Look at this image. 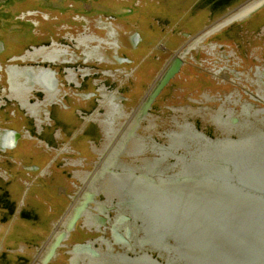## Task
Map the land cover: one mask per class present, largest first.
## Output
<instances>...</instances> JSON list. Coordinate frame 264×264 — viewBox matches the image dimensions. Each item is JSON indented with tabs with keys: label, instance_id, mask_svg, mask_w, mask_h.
<instances>
[{
	"label": "rangeland",
	"instance_id": "374dc122",
	"mask_svg": "<svg viewBox=\"0 0 264 264\" xmlns=\"http://www.w3.org/2000/svg\"><path fill=\"white\" fill-rule=\"evenodd\" d=\"M206 1L201 0V3ZM248 1L215 0L212 3L213 7H210V13L217 12L218 17L221 18L227 13L235 12ZM126 3H115L113 0H0V66L12 65L14 67L11 68L10 74L12 76L16 74L22 76H17V80L18 78L21 80H18L19 84H13L15 89L12 88L11 90L8 85V72L6 69L1 70L0 68V77L4 87L2 89H6L8 94L13 96L8 98V94L5 93L1 97L2 110H12L8 113L2 111L0 113L1 119L10 121L20 118V122L25 119L28 122L30 131H28V126L23 127L25 135L33 136L38 142L42 137L38 129H44L50 123V121L48 123L47 116L51 107L65 110L68 107L73 109L75 105H82L77 114L81 112L82 120L86 121L81 125H85L87 128L85 126L82 128L85 130L81 136L88 137V142L94 143L97 147V150H95L97 157L93 153L88 158L92 160L93 168L89 164L83 168L87 170H83L82 167H80L81 170H78L80 177L84 179L83 184L81 183L76 187L75 198L73 197L74 199L70 201L65 215L56 223L54 229L58 224L60 226L55 230V236L57 237L62 232H66L61 244L72 242H67L68 238L65 240L68 233L65 226L68 224L73 209L79 203L77 202L74 208L70 210L75 199L79 196L80 187L81 193L85 194L84 199L86 193H94L93 191H95V200L99 204L107 201L109 203L106 206L113 208L106 212L108 222L105 226L99 221L86 219L85 216L80 217L75 222L74 229L79 227V229L85 231L86 236L88 235V238L82 242L88 243H83V246L69 247L68 251H66L67 247L65 246L58 248L59 253L66 251L63 255L66 256L65 259L67 258L68 264L112 263L118 242L114 241V237L115 239L119 238L122 225L115 230V234L110 227L114 226L113 223L117 215H125L133 195L130 190L137 188L142 176L145 174V171L141 170L140 172L137 170L135 172L134 170L132 172L136 173L138 177L133 179L128 175H132L131 172H128L130 168L135 169V167H138L142 169V165L146 161L151 160L150 162H154L157 157L162 158L175 149L202 140L201 137L205 139L237 133H264V112L258 111L264 110V102L250 99V96L253 95V88H257L255 85L250 84L254 66H258L261 71H264V4L260 7L261 9L256 10L257 12L254 11L250 15L251 17L249 16L250 18L241 19L224 27L221 31V38L218 34L211 35L204 39L202 43L195 45L184 53V57L190 61L193 56H197L202 62V58L208 57L206 47L214 44L216 49L220 50V53L229 55V61L235 63V68L233 65L231 67L221 65V72L226 66L227 74H232L234 78L238 76L240 84L234 85L235 90L231 89L230 92H227L229 88H223L221 85L217 87L210 85L208 87L192 80H184L182 73L184 70H182L176 73L158 93L147 108V113L142 116L140 123H138V118H135L133 110L141 103L146 94L153 91L152 86L155 87L153 80L148 85L141 86L134 80L138 72L131 68L132 65L126 66L128 65L126 64L123 66L122 63H119L122 61H115V64L119 63L120 67L108 63L106 59L111 57L108 48L104 47L105 51L102 49L104 52L102 54H105L104 60H101L100 52L99 54L94 52L85 53L83 51L84 43L80 44L82 39L84 41V37L80 34L83 35L85 30L88 29L89 31L90 29L81 19L84 16L91 21L95 18L90 17L95 16L123 17V19H131L138 27L145 24L151 30L158 28L174 33L184 28L187 33H191L194 28L200 26V22L205 17H201V21L197 24V18L191 19V10L186 14L183 11H177L175 5L182 4V0H138V5L135 2L132 3L134 6ZM165 5H170V7L165 9ZM129 7L131 8L130 11H128ZM155 21H160V25ZM89 26L90 31H94L96 35H103L104 32L95 29L97 25H94V22H91ZM90 34L87 37H90ZM188 39L190 37L184 38V41L188 42ZM220 39L223 40L221 48L218 47ZM154 43V40L149 41L146 46L151 47ZM111 44H114V42ZM86 45V49H96V47H93L95 42H87ZM2 46H4V52H2ZM64 46L70 48L67 50V54L56 56V54L49 53L53 60L46 58L45 53H43L47 49L53 50L58 47L64 49ZM210 48L214 47L210 46ZM71 51L72 54H70ZM17 53H20V55ZM12 54H17L18 57H10ZM152 60L154 58L145 63L149 64ZM167 63V61L165 64L158 62L157 65L160 67V71L156 73V78L162 73ZM200 67L205 69L202 65ZM42 70L54 72L57 79L54 88L57 91L53 92L55 99L50 103L48 101L53 96L49 97L51 94L35 82V80L40 79L38 75ZM20 71H24V73L22 74ZM227 74L224 75L228 77ZM218 78H223V76L218 75ZM235 83L237 84V81ZM217 91L221 92V96L236 92L240 101L236 105L225 103V107L230 110L225 112V109H223V112H221L222 97H217L219 96ZM104 94L106 100L113 99L120 104L118 110L113 105L104 103ZM205 100H208L209 103ZM248 103L250 104L249 109L246 107ZM19 107H23L25 110H16ZM13 108H15V111ZM26 111L30 114L33 111L32 115H36L38 119L41 116L39 114L43 115V112H45L43 121L37 122L38 125L35 126L36 123L28 118ZM13 114L15 115L12 116ZM69 114L70 119H67V114H61L58 120L60 122L72 121L73 112ZM233 117L238 118L239 124L232 123ZM129 119L131 120L130 123ZM134 122L136 123V134L132 136L128 133ZM89 128L91 129L89 130ZM5 130L0 129V159L8 157V151L11 150V148L3 149L1 135L5 133ZM77 130L79 133V129ZM87 130L90 132L85 133ZM54 132L56 134L59 132L57 126H55ZM18 134L20 135V133ZM76 137L78 138L79 134ZM82 140V137L78 138L77 143H81ZM15 141L19 145L23 140L18 141L17 138ZM57 141L60 142L61 140ZM152 141L159 147L158 149L152 147L154 146ZM141 143L145 145L143 148L140 147ZM65 144L60 145L61 154H67ZM106 151H108L107 154ZM15 152L14 156L21 155L17 151ZM27 155V153L24 154V157ZM104 155L105 158L102 159ZM113 156L114 159L109 161ZM36 162H38L37 159ZM102 166L105 169L100 173L101 177L92 174L96 167L97 170H101L100 167ZM76 173L72 169L71 174L74 177ZM93 176H95V180H92ZM5 179L6 175L0 168V224L10 219L14 207V204L11 203L13 198L8 197ZM76 182L79 181L76 179ZM83 186L85 188H82ZM105 197H107L106 200ZM79 201L82 202L83 198ZM116 206L118 208H114ZM99 215L104 217V212H101V214L93 212V216ZM86 220H88V226L85 224ZM52 241L54 243V239H51L50 243ZM47 246L49 245L47 244ZM9 257L11 256H5L0 252V264H29L31 260L26 261L23 257ZM16 259L18 260L16 261Z\"/></svg>",
	"mask_w": 264,
	"mask_h": 264
},
{
	"label": "water",
	"instance_id": "95a60500",
	"mask_svg": "<svg viewBox=\"0 0 264 264\" xmlns=\"http://www.w3.org/2000/svg\"><path fill=\"white\" fill-rule=\"evenodd\" d=\"M263 4L242 17L238 11L224 16L190 37L177 52L189 51ZM177 52L155 79L153 91L145 95L148 107L179 72L183 61ZM112 56L117 62L128 61ZM19 136L7 131L2 138L8 137L10 148ZM177 157H184L183 161L192 157L191 174L185 170L181 177L168 176L173 179L159 183L154 182L155 176H142L125 213L129 225L121 227L111 264H264V133L208 137L171 151L154 167L166 172L180 170L181 166L175 167L181 163ZM148 189L155 191L144 194ZM85 197L71 213L68 233L94 202L92 194ZM61 242L50 243L40 264L54 256Z\"/></svg>",
	"mask_w": 264,
	"mask_h": 264
},
{
	"label": "crops",
	"instance_id": "0c3cea01",
	"mask_svg": "<svg viewBox=\"0 0 264 264\" xmlns=\"http://www.w3.org/2000/svg\"><path fill=\"white\" fill-rule=\"evenodd\" d=\"M113 1L115 3L124 2V4L127 2L126 4L131 5H133L132 3L135 2L138 5V0ZM214 1L215 0H207L205 3H201V0H182V4L175 5L177 11H183L185 14L191 10V19L197 18V24L199 21H201V17H205V19L200 22V26L198 28H194L191 33H187L184 28L179 29L176 33H174L158 28L151 30L145 24L141 27H138L134 22H132L131 19H123V17L113 16L106 18L95 16L90 17L92 19L95 18L93 21H91L88 20V17L84 16L81 20L84 22V24H87L86 26L90 30L91 28L89 25L91 22H94V25H97L95 26V29L104 33H102V36H98L94 31H88V29L85 28L87 30L84 29L85 32L83 35L80 34V36L85 37V35L88 36L89 33H91L90 37H95L105 43L102 44L100 42L99 44H95V46H97L95 52L104 53V49L108 48L110 50V54L128 59L127 62L122 61L119 63H122L123 66L126 64H128L126 66L132 65L131 68H134L135 71L138 72L134 80L141 84V86H146L151 80H153V82L155 81L156 73L160 71V67L157 65L158 62L165 64L166 61H169L174 53L182 50L184 45L187 44V42L184 41V38L194 37L224 18V16L219 18L217 12L213 14L210 13V7H213L212 3ZM169 7L170 5L164 6L165 9ZM130 10L131 8L128 11ZM253 13L254 12H252L250 15ZM226 15H228V13ZM155 22H158L160 25V21ZM109 29L111 30V35H109ZM222 30L223 29L219 30L213 35L218 34V36L221 38ZM81 31H83V29H81ZM184 34L186 35L183 36ZM112 36L115 39L113 41L111 39ZM152 40L155 41L153 44L154 46L152 45L151 47H147L146 43H149V41ZM189 40L190 39H188V41ZM222 41L223 40L220 39L218 45L220 48L221 44H223ZM113 42L115 45H117V48L115 49L113 48V45H111ZM210 46H213L214 48H210ZM204 47H206V45H204ZM206 48L208 57H204L205 59L202 58V62L197 56H193L192 59L190 58L191 61L185 57L186 59L183 60V64L179 69V72L184 70V72H182L185 78L184 80H192L193 82L200 83L202 86L208 87H210V85H213L214 87L221 85L223 88H229L227 92H230L231 89L235 90L236 88H234V85L237 81L236 77L234 79L232 74H227L225 68L226 66H224V70L221 72V65H229L230 67L233 65L235 68V63L229 61V55L220 53V50H217L214 44L209 45ZM1 49H3L2 52L5 51L4 46H2ZM20 53L17 54L20 55ZM17 54H12L10 57H18ZM112 55L110 58L106 59L111 65L115 64V59ZM153 58L154 60H152V62L149 64L145 63L146 61H149ZM104 59L105 57H101V60ZM119 63H116L114 66L120 67ZM200 65L205 67V69H202ZM12 67L14 66H0L1 70L6 69L8 72V85L10 86L11 90L12 88L15 89L13 84H19L18 80H21L19 78L17 80V76L22 77L19 74L12 76L10 74ZM20 72L22 74L24 73V71ZM225 73L228 77L224 75ZM218 75L223 76V78H218ZM2 88L4 87L2 85V78L0 77V99L5 93L8 94L7 90H3ZM218 95L219 96L217 97H221V92H218ZM11 96L12 95L10 94L7 95L8 98ZM235 97H237L236 92L234 94L231 93V96L227 98L234 99ZM205 101L209 103L208 100ZM80 106L82 105H75L73 109L68 107L65 110L58 107H51L50 111H48L49 115L47 116L48 123L49 121L50 123L46 125L44 129H38V132H41L42 134L41 140L38 142L33 136L25 135L26 133L23 127L28 126L27 128L29 131V125L25 119H22L21 122L19 121L20 118L8 121L7 119H1L2 116H0V125H2L0 129H6L5 133L7 131L18 132L20 133L18 141L23 140L19 145L18 142L15 141V144L10 147L11 150L8 151V157H3L0 159V168L6 175L5 180L7 182L8 197L13 198L11 203L14 204L10 219L5 223L0 224V252L5 256H11L14 258L23 257L26 259V261L31 259L29 264L43 263L47 255V251L42 253L45 249L44 247L48 242H50L56 223L62 218L63 215H65L70 201L75 198L76 187H78V185L84 180L82 177H80V172L78 170H81L80 167L83 169L89 164L93 168L92 160L88 158L90 154L93 153L96 154L97 157V152L95 151L97 150V147L94 143L88 142V137L81 136L85 130L82 129L85 125L82 126L81 124L86 121L82 120V117L80 116L81 112L77 114V112L80 111ZM13 109L15 111V108ZM23 109V107H19L18 109L16 108V110ZM2 111L7 110H2L0 105V113ZM9 111L12 110L10 109ZM9 111H7V113ZM70 112H73L72 121L60 122L58 120V117L61 114H67V119H70ZM26 113L28 118L36 123L34 124L36 126L39 122L43 121V115L45 112H43V115L41 113L39 114L41 115L40 119H38L36 115H32L33 111L31 114L27 111ZM14 115L15 114L12 116ZM24 116L26 115L24 114ZM55 126L59 128V132H57V134L54 132ZM77 129H79V133ZM90 129L91 128H89V130ZM87 132L90 131L87 130L85 133ZM78 134V138H83L82 142L79 144L77 143L78 138L76 137ZM1 136L3 137V134ZM59 139L61 140L60 142L57 141ZM64 143H66L65 145L67 146V150H65L67 154H61L62 152L60 145L62 146ZM4 147L3 149L9 148L6 145H4ZM15 151L21 155L14 156ZM26 153L28 155L24 157V154ZM36 159L38 162H36ZM81 162H83V164H81ZM72 169L77 172L75 177L71 174ZM83 173L87 174L89 172ZM86 174L84 175L86 176ZM75 178L79 181L78 183L76 182ZM82 188L85 187L83 186ZM87 221L88 220L85 221V224L88 226ZM98 229L100 230V228ZM68 236L67 242H72L64 243V245H62L67 247L66 251H68L69 247L83 246L84 242L82 241L88 238V235L86 236L85 231L79 229V227L73 229ZM86 243L88 242H85L84 244ZM58 250L59 249H57L53 257L46 261V264H68L66 261L67 258L65 259L66 256L63 255L66 253V251L59 253ZM6 258L5 260L8 261ZM17 260L18 259H16V261Z\"/></svg>",
	"mask_w": 264,
	"mask_h": 264
},
{
	"label": "flooded vegetation",
	"instance_id": "af4514ba",
	"mask_svg": "<svg viewBox=\"0 0 264 264\" xmlns=\"http://www.w3.org/2000/svg\"><path fill=\"white\" fill-rule=\"evenodd\" d=\"M113 31V30H112ZM109 32H110V34L109 35H111V30L109 29ZM111 39H112V41L113 40H115L114 38H113V36L111 37ZM87 42H95V44H99L100 42L102 43V44H105L103 41H101L100 39H97V38H95V37H87V35H85V37H84V41H83V39L80 41V44H82V43H84L83 44V47L84 48H86L87 47V45H86V43ZM56 45H57V43H55ZM111 45H114V44H111ZM61 46V45H60ZM68 46H64L63 48L64 49H62V47L61 48H55V49H53V50H46V52H44L45 53V56H46V58H50V59H52L53 60V58L51 57V56H49V52H50V54H56V56H59V55H62V54H67V50H69L70 48H67ZM93 47H96L97 48V46H93ZM58 53H57V52ZM83 51L86 53V52H94V53H97V52H95V50L94 49H92V48H87V49H83ZM56 52V53H55ZM60 53V54H59ZM84 53V54H85ZM177 53H180V52H177ZM59 54V55H58ZM70 54H72V51L70 52ZM100 55H101V57H104L105 56V54H102V53H100ZM180 56L181 57H179L182 61L184 60V59H186V58H184V53H180ZM92 57V56H91ZM255 68H254V70L252 71V79H251V82H250V84L252 85H255L257 88H253V90H252V94L253 95H251L250 96V99H256V100H258V102H264V71H261V69H259V67L258 66H254ZM33 73V72H32ZM38 76H40V79H38V80H35V82L36 83H38V84H40L42 87H44V89L49 93V94H51V96H49V97H52L51 98V100L49 101V103L50 102H53L54 101V99H55V97H54V94H53V92H55V90L56 89H54L55 87H56V84H57V79H56V77H55V75H54V72H52V71H49V70H42L41 71V73H40V75H38ZM42 77H44V81L42 80ZM35 78V77H34ZM234 78V77H233ZM238 78V76L236 77V79ZM159 79V78H158ZM157 79V80H158ZM235 79V78H234ZM240 82V80H239V78H238V80H237V83L238 84H240L239 83ZM249 83V82H248ZM235 86H237V84L235 83ZM33 87V86H32ZM152 88H153V86H152ZM57 91V90H56ZM105 94H104V103H106L107 105L109 104V105H113L114 106V108L116 109L117 108V110L119 109V107H120V104H118L117 102H115L113 99H108V100H106V98H105ZM231 96V94H228V95H224V96H221L222 98H221V101H222V103H221V112H223V109H225V112H228V110H230L229 108H226L225 106H226V104L225 103H233L234 105H236V104H238L239 103V101H240V98H239V96L236 94V96L237 97H235L234 99H228L227 97H230ZM48 97V98H49ZM144 99H145V97H144ZM144 99H142V101H141V103L133 110L134 111V114H135V118H138V123H140V121H141V119H142V116L143 115H145L147 112V108H148V105L146 106V108H144V105L146 104L145 102H144ZM106 100V101H105ZM114 101V102H113ZM224 102V103H223ZM250 104L248 103V105L246 106L247 107V109H249L248 108V106H249ZM252 105V104H251ZM145 109V110H144ZM116 110V111H117ZM258 111H261V113L262 112H264V110H258ZM140 114V115H139ZM256 115L258 114L257 112L255 113ZM131 119V118H130ZM129 119V123L131 122V120ZM238 122V118H236V117H233L232 118V123H236L235 125H237V124H239V122ZM104 123H105V121H104ZM106 124V123H105ZM140 125V124H139ZM130 126V125H129ZM128 126V127H129ZM127 127V128H128ZM135 129H136V123L134 122L133 123V126L131 127V130L129 131V133L128 134H130V135H135L136 134V132H135ZM195 135H198V134H195ZM175 138H176V136H175ZM202 139H203V137H201ZM175 140V139H174ZM204 140V139H203ZM3 141H4V145H6V146H8L9 145V141L7 140V138H4L3 139ZM201 143H203L202 141H201ZM152 145H154V146H152ZM152 147L154 148V149H158L159 147L157 146V145H155V143H154V141H152ZM145 145L143 144V143H141V148H143ZM4 147V146H3ZM5 148V147H4ZM186 148H187V145H186ZM109 149H111L110 147H109ZM107 152L108 151H106V154H107ZM187 153L189 154L190 153V150L189 151H187ZM105 154V155H106ZM105 155L102 157V159H104L105 158ZM191 155V154H190ZM177 158H179L178 160L181 162L180 164H178V165H176V163H175V167L176 166H181V171L180 170H177V168H175V170H177V172L174 170V171H169V172H166V171H162V170H160V169H157V167H154V166H156L155 164L157 163V162H161V157H157V158H155L154 159V162L156 161V163H154V162H150L151 160H148V161H146L142 166V169L141 168H138V167H135V169H131L130 168V170H128V172H131V174L133 175H130V174H128L130 177H132L133 179H136L137 177H138V175L136 174V173H133L132 171H134L135 170V172L137 171V170H139L140 172H141V170L142 171H145V173L147 174V175H150V176H155V179H157V181H154L155 183H159V182H161L162 180H164V181H168V180H172L174 177H181L183 174H182V172L183 171H185V170H187V172H189L190 174H191V172H192V170H193V166H192V157L191 158H187V160H185V161H183L184 160V157L183 158H180V157H177ZM112 159H114V156L109 160V161H111ZM176 160V159H175ZM175 162V161H174ZM152 163H154V164H152ZM185 165V166H184ZM191 166V168H189ZM101 168V170H97V167L95 168V170L93 171V175H95L96 177L99 175V177H101V175H100V173H102V170H104L105 168L102 166V167H100ZM153 171H155V175H152V172ZM160 172H162V173H160ZM96 173V174H95ZM125 173H127V172H125ZM126 175V174H125ZM87 176V175H86ZM95 176H93L92 177V180L93 179H95ZM127 176V175H126ZM168 176H171V177H173V178H171V177H168ZM167 178H169V179H167ZM93 183V182H92ZM90 185H92V184H90ZM154 186H155V184H153ZM153 185H150V188H153L154 186ZM153 186V187H152ZM134 189H136V188H132V190H130V188H129V190L130 191H132L133 193H134ZM153 191H155L154 189H148V191L147 192H145L144 190H143V192H145L144 194H150L151 192H153ZM94 193H90V194H92L93 195V198H94V202L93 203H91V204H89V205H87V208H86V210H85V212H83V214H82V216H85L86 217V219H88L89 218V220H92V221H99V222H101V223H103V225L105 226L106 225V223L108 222V218H107V215L108 214H106V212H108L110 209H113V208H111V207H109V206H106L109 202H104V203H102V202H100V204H102V205H100L95 199H96V192L95 191H93ZM81 194H82V197L80 198V196H81ZM84 195L85 194H83V193H79V196L75 199V201H74V204H72V207H70V210H72L73 208H74V205H76V203L77 202H79V203H81L79 200L80 199H82L83 198V200H84ZM107 199V197H105V200ZM79 203H77V205L79 204ZM91 208V209H90ZM114 208H118V206H116V207H114ZM96 212L97 214H101V212H104V217L102 216V215H99V216H93L92 214H93V212ZM87 212V213H86ZM70 213V211L68 212V214ZM90 213V214H89ZM92 213V214H91ZM68 216V215H67ZM81 216V217H82ZM129 220H130V218L129 217H127V216H125V215H117L116 216V218H115V221H114V223H113V225L114 226H111L110 227V229H112L113 230V232H114V234H115V230H117L119 227H121L120 225H123V223H124V225L126 224L127 226L129 225ZM68 224H69V222H68ZM68 224H66V226H65V229L67 230V227H68ZM60 224H58L57 226H56V228L54 229V232H53V235H52V237H51V239L53 240L54 239V241H55V234H56V232H55V230L57 229V227L59 226ZM61 229V228H60ZM64 229V230H65ZM70 229V228H69ZM69 229L67 230V232L69 231ZM59 231V230H58ZM128 231H129V229H128ZM66 232H64L63 234H65ZM68 234L69 233H67V237H68ZM130 234V233H129ZM67 237L65 238V240L67 239ZM118 239H121V238H116L115 239V237H114V241L116 240V241H118ZM115 241V242H116ZM48 245H50V242H48L47 243ZM47 244L45 245V247L44 248H46V249H44L43 250V252H46V251H48V248H49V246H47ZM74 258V257H73Z\"/></svg>",
	"mask_w": 264,
	"mask_h": 264
},
{
	"label": "bare ground",
	"instance_id": "6f19581e",
	"mask_svg": "<svg viewBox=\"0 0 264 264\" xmlns=\"http://www.w3.org/2000/svg\"><path fill=\"white\" fill-rule=\"evenodd\" d=\"M264 0H249L248 2H250V3H248V4H246V5H242L241 7H239V9H237V10H235V11H238V15H239V17H242V16H245L246 14H248L249 13V11H251V10H253L254 8H256V7H258L262 2H263ZM237 16V15H236ZM235 16V17H236ZM231 20V19H230ZM230 20H228L227 22H229ZM216 27V26H215ZM215 27H213V29L215 28ZM41 51V50H40ZM51 52V51H50ZM49 52V53H50ZM57 52V51H56ZM55 52V53H56ZM58 53V52H57ZM98 54H99V52H97ZM60 54V53H59ZM58 54V55H59ZM67 57V56H66ZM185 58V57H184ZM50 59V58H49ZM42 78H44V77H42ZM146 104L144 105V108H146ZM145 110V109H144ZM87 181V180H86ZM87 213V212H86ZM82 214V213H81ZM67 220V219H66ZM64 223V222H63ZM60 226V225H59ZM60 228V227H59ZM58 228V229H59ZM71 228V227H70ZM69 229V225H68V227H67V230ZM64 232H62L61 234H59L57 237L55 236V241L56 240H58V239H61V241H62V239L65 237V234H63ZM58 234V233H57ZM56 235V234H55ZM54 241V242H55ZM76 260V259H75Z\"/></svg>",
	"mask_w": 264,
	"mask_h": 264
}]
</instances>
